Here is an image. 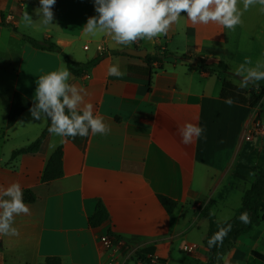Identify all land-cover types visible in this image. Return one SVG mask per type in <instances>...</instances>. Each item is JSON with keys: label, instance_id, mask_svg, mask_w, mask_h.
Segmentation results:
<instances>
[{"label": "crops", "instance_id": "obj_1", "mask_svg": "<svg viewBox=\"0 0 264 264\" xmlns=\"http://www.w3.org/2000/svg\"><path fill=\"white\" fill-rule=\"evenodd\" d=\"M29 1L35 0H0V21L3 17L19 32L0 26V191L18 182L23 193L36 197L35 203H25L29 214L14 217L19 235H0V264H44L48 257L62 264H105L100 239L109 233L130 257L125 264H141L136 251L150 247L159 264H206L209 222L199 210L210 207L217 222L229 221L257 181L264 168V135H250L256 124L264 127V100L253 109L226 103L220 99L226 77L203 72L198 64L224 62L235 76L228 80L239 87L234 73L245 58L252 61L249 67L264 60L260 6L243 11L241 0L242 23L234 29L192 25L182 12L166 36L125 46L101 32L84 34L87 19L98 15L94 0H56L54 24L48 26ZM24 11L33 18L30 26L22 22ZM22 36L51 40L78 64L102 58L85 74H71L69 82L87 91L85 103L110 128L106 135L49 134L37 153L11 158L50 123L34 120L27 110L7 129L14 94L33 105L38 78L67 67L61 55L34 48ZM126 49L145 50L147 57L161 49L173 57L148 65ZM111 66L121 75H109ZM187 123L204 130L188 145L179 132ZM59 148L63 177L45 184L44 170ZM160 195L177 203L172 215L161 206ZM98 203L109 219L91 228ZM186 246H194V253L185 252ZM254 253L264 255V222L238 239L223 264H248L256 261Z\"/></svg>", "mask_w": 264, "mask_h": 264}, {"label": "clouds", "instance_id": "obj_2", "mask_svg": "<svg viewBox=\"0 0 264 264\" xmlns=\"http://www.w3.org/2000/svg\"><path fill=\"white\" fill-rule=\"evenodd\" d=\"M241 0H94L98 15L87 19L82 27L85 35L95 36L98 32L111 38L116 45H131L140 39L152 41L159 36H166L172 25L177 23L181 13L192 25H208L215 23L228 29H234L242 23L243 11L259 5V11L264 13V0H242L243 11L238 7ZM56 0H39L40 7L36 15L42 18V24H54L53 8ZM22 22L25 26L33 23V18L24 11ZM250 58L235 70L240 77L239 87L246 88L251 83L264 80V60L257 61L254 67ZM108 74L119 76L117 66L108 68ZM71 72L67 67L41 75L36 81L35 98L29 109L31 117L36 120L50 121L48 132L61 138L85 137L89 131L93 135H106L110 128L100 116H94L93 105L85 103L88 95L84 88H78L70 83ZM232 104L233 100L226 101ZM67 110V111H66ZM203 128L187 123L179 129L182 142L186 145L194 142L203 133ZM63 142V140H61ZM55 143L51 148H55ZM7 197V199H5ZM30 209L23 201L20 184L13 183L0 191V235L18 236L19 231L13 227L14 217L29 214ZM228 218H226L227 220ZM241 222L250 223L249 213L240 215ZM231 224L221 227L208 240L209 248L218 247L223 238L231 230ZM217 259H223L218 253Z\"/></svg>", "mask_w": 264, "mask_h": 264}, {"label": "trees", "instance_id": "obj_3", "mask_svg": "<svg viewBox=\"0 0 264 264\" xmlns=\"http://www.w3.org/2000/svg\"><path fill=\"white\" fill-rule=\"evenodd\" d=\"M31 6L40 7L39 0L26 2ZM55 6V5H54ZM0 26L9 27L15 33H19L16 26L13 24H6L4 18H1ZM23 39L33 46L34 48L59 54L65 60L67 67L72 75L80 76L85 74L89 69L96 65L102 58L91 61L87 64H78L69 59V57L51 40L36 41L32 38L22 36ZM173 57L170 54L157 49L156 53L145 59L148 65L154 63L161 64L165 58ZM201 71L210 75H224L222 83V89L220 93V99L226 101L228 98L233 100V104L249 107L251 109L258 107L264 100V80L257 82L258 86L250 84L246 88H240L235 86L229 78L235 77L229 70L228 66L224 62H220L218 65H208L203 61L198 64ZM32 107V103L27 100L21 94H14L10 113L7 119L6 128L10 129L15 125L19 117ZM42 132L39 138L28 146L16 150L12 154V159H16L21 155L37 153L47 136L49 135L48 128ZM63 152L59 148L50 157L47 166L42 176V182L47 184L53 181H57L63 177ZM158 200L168 215H172L177 208V203L165 196H158ZM23 201L27 204H33L36 201L35 195L31 191H25L23 193ZM210 207L200 208L199 215L201 218L206 219L209 222V230L204 240V246L208 251V262L206 264H223L226 255L233 249L238 239L242 236L249 234L259 224L264 222V168L259 171L257 181L251 186V188L245 193L242 198L240 208L235 212L233 218L225 222H217L215 217L210 212ZM244 212L249 213L250 223H243L239 219L240 215ZM109 219V214L106 207L102 203H98L94 214L89 219V226L91 228H99ZM227 224H231V230L223 238L222 244L218 247L209 248L208 240L214 233L218 232L221 227H227ZM112 237V234H108ZM0 249H2V243L0 242ZM220 254L223 259H217V254ZM154 254L153 248H146L144 250L136 251L135 258L141 264H152L149 256ZM253 257L256 261L264 264V255L254 253ZM162 261V260H160ZM44 264H62V261L58 257H48L45 259Z\"/></svg>", "mask_w": 264, "mask_h": 264}, {"label": "built area", "instance_id": "obj_4", "mask_svg": "<svg viewBox=\"0 0 264 264\" xmlns=\"http://www.w3.org/2000/svg\"><path fill=\"white\" fill-rule=\"evenodd\" d=\"M264 135V127L261 124H256L255 129L250 135V138H254L255 136H263ZM101 245L103 246L106 252V261L105 264H125L126 261L130 258H126V253L122 251V245L113 240L110 236H103L100 239ZM184 251L187 253H194V246H186ZM149 259L152 264H159L160 260L154 255L149 256Z\"/></svg>", "mask_w": 264, "mask_h": 264}, {"label": "water", "instance_id": "obj_5", "mask_svg": "<svg viewBox=\"0 0 264 264\" xmlns=\"http://www.w3.org/2000/svg\"><path fill=\"white\" fill-rule=\"evenodd\" d=\"M123 52L129 56L137 57L140 59H146L147 58V52L145 50L126 49ZM183 60L189 64H192V65L197 64V61H195V60H191V59H183Z\"/></svg>", "mask_w": 264, "mask_h": 264}, {"label": "rangeland", "instance_id": "obj_6", "mask_svg": "<svg viewBox=\"0 0 264 264\" xmlns=\"http://www.w3.org/2000/svg\"><path fill=\"white\" fill-rule=\"evenodd\" d=\"M234 79V81L236 82H238V80H237V78H233ZM239 80H240V78H239ZM248 264H261L260 262H258V261H251V262H249Z\"/></svg>", "mask_w": 264, "mask_h": 264}]
</instances>
